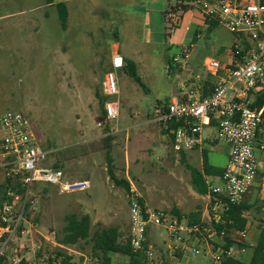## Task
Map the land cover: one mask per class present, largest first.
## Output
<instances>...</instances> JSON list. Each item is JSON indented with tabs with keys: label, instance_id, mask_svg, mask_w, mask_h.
<instances>
[{
	"label": "rangeland",
	"instance_id": "1",
	"mask_svg": "<svg viewBox=\"0 0 264 264\" xmlns=\"http://www.w3.org/2000/svg\"><path fill=\"white\" fill-rule=\"evenodd\" d=\"M97 1L117 4V8L68 9L64 30L57 7L49 6L47 0H0V114L18 112L30 120L40 145L51 152L42 166H53L62 158L59 169L67 181H91L88 191L68 193L35 183L36 210L26 213L21 224L26 233L15 235L2 252L7 236L1 237L0 232L3 264H71V258L75 264H103L92 252L91 239L107 228H117L126 239L132 188L152 208L178 211L186 217L203 212L206 201L192 184L189 162L173 150L171 135L164 134L152 119L158 102L163 105L181 87L174 59L180 64L187 61L182 56L184 47H191L195 61L190 63L201 68L207 58L225 62L226 51L233 49L237 37L222 25L209 28L196 10L192 19L190 14L182 15L171 31L163 14L187 0ZM115 41L137 60L145 88L121 71L119 117L107 123L102 115L101 82L109 67L103 59L107 46ZM209 159L219 167L226 162L224 155L210 154ZM192 165L200 167V159ZM109 167L117 180L129 183L130 191L115 184ZM259 195L255 189L245 198L250 209L244 213L248 220L244 246L236 242L234 258L246 264L264 229V199ZM5 201L0 194V218ZM82 201L89 203L87 209H71V204ZM16 202L14 213L20 206ZM71 213L90 218V236L64 246L65 218ZM231 239L239 241L236 232ZM192 246L188 241L175 243L165 229L152 227L145 248L153 257L142 252L137 259L140 264H186V249ZM130 262L115 255V264ZM194 264L212 261L208 256Z\"/></svg>",
	"mask_w": 264,
	"mask_h": 264
},
{
	"label": "built area",
	"instance_id": "2",
	"mask_svg": "<svg viewBox=\"0 0 264 264\" xmlns=\"http://www.w3.org/2000/svg\"><path fill=\"white\" fill-rule=\"evenodd\" d=\"M188 10L199 11L207 20L225 26L237 37L231 50L232 61L223 66L218 61L208 60L206 70L218 77L212 94L203 99L176 98L167 105L155 108L152 122L171 135L173 150L181 153L201 146L202 130L214 121L217 128L215 139L231 147L230 159L219 182L208 185L205 210L196 223H191L184 215L150 207L132 188L128 241L134 253L145 252L151 259L153 253L145 248L150 230L152 227L165 229L175 243H193L186 249V264H194V261L208 256L212 264H223L234 258L236 242L246 237L245 230L237 231L239 241L232 240L234 242L229 244L225 217L233 206L245 200L252 187L259 182L256 141L261 134L264 136V106L255 110L252 104L258 95L264 94V0L180 2L164 13L171 31ZM190 49L183 48L185 59L190 56ZM124 68L123 57L113 56L101 82L107 123L119 117L118 74ZM260 149L264 151V143ZM50 154L40 145L27 117L18 112L0 114V183L12 182L7 184L0 218L1 237L7 236L2 252L15 235L26 233L21 230V224L26 213L36 210L37 200L32 194L35 183L56 186L61 193L88 191L91 188L89 179L70 182L61 169L42 166ZM260 181L263 187L264 179ZM17 186L22 190L21 194L16 192ZM10 199L13 201L10 202ZM16 201L20 206L14 213Z\"/></svg>",
	"mask_w": 264,
	"mask_h": 264
},
{
	"label": "trees",
	"instance_id": "3",
	"mask_svg": "<svg viewBox=\"0 0 264 264\" xmlns=\"http://www.w3.org/2000/svg\"><path fill=\"white\" fill-rule=\"evenodd\" d=\"M55 0H47L49 4L54 3ZM59 20L61 23L62 29L67 28V21H68V10L64 3H57L56 4ZM209 25H216L217 23L211 22L209 20ZM126 74H128L131 78L135 80V82L145 88V85L142 82L141 77L137 72V66L134 62L127 61V67L124 68ZM105 98L101 94V106H102V115L105 116L104 112V104ZM264 106V94H260L256 97L255 101L252 104V108L255 110H260ZM164 134H168L166 131H163ZM110 140V137H108ZM62 158H58L57 162L53 165L54 168H60V162ZM108 161L111 162V158L108 157ZM109 176L115 182L116 185H122L127 190L130 191V185L127 181H119L115 178L114 174L112 173V169L109 167ZM223 173V169L214 167L209 164L206 159V155L204 156L203 162V172L192 170V184L196 188V190L204 195L207 193L208 186L205 182V177H213L217 178L220 177ZM11 181H6L5 183H0V194L3 200H6V193H7V184L11 185ZM16 192L18 194L22 193V190L17 186ZM3 193V195H2ZM250 207L246 204V201H243L241 204L233 206L230 212L225 217L226 224L225 229L228 233V243L232 244L231 236L237 231H246V227L248 224V220L245 217L244 213L248 211ZM174 214V213H173ZM176 215H180L178 211L175 212ZM191 223L199 222L201 216L199 213L191 214L189 217ZM66 227H65V236L62 242L64 246H74L81 241L88 240L90 236V218L88 216L78 217L76 214H70L66 218ZM92 252L94 256L101 257L103 260V264H111L112 259L108 257L109 253H115L118 255H122L130 259L129 264H140L137 257L140 253L136 254L132 251L128 241V235L126 239L121 237L120 232L117 228H107L100 231H97L94 236L92 237ZM241 246H244L243 243H239ZM5 259L0 257V264H3ZM50 262V261H49ZM51 263V262H50ZM24 264V262H21ZM63 264H68L63 263ZM223 264H246L242 261L236 260L235 258H231L226 260ZM249 264H264V229H262L257 245L254 249L253 257Z\"/></svg>",
	"mask_w": 264,
	"mask_h": 264
},
{
	"label": "crops",
	"instance_id": "4",
	"mask_svg": "<svg viewBox=\"0 0 264 264\" xmlns=\"http://www.w3.org/2000/svg\"><path fill=\"white\" fill-rule=\"evenodd\" d=\"M60 2L65 4L67 10L68 9H116L117 8V4H113V3L109 4V3L101 2V1H97V0H71L70 1L71 5L69 4L70 2L56 1V0L54 1V3H51V4H49L48 2L47 3L49 4V6L52 7V6H56V4L60 3ZM193 12H194V10H188V11H185V13H183V15L184 14H190L189 18L192 19V17H193L192 13ZM201 16L203 17V20H204L205 24L207 25L208 21H207L206 17H204L202 14H201ZM163 17H164V14H163ZM68 18H69V11H68ZM181 19H182V17H181ZM216 25H218V24H216ZM216 25H209L208 24V27L214 28V26H216ZM107 47H108V49L104 53L103 62H104V64L106 63V66H108L109 68L111 65L112 57L115 55H121L123 57V59L125 61V68L127 67V61L134 62L137 66V60L132 55L131 51L123 50L118 42L115 41V42L109 44ZM226 56H227V59L225 62H219L218 61L223 66H227L232 61L231 50L226 51ZM208 60H210V58L205 59L201 68H198L196 66V64L190 63L191 61L192 62L195 61V59L191 55L187 58V61L185 63H182V64L179 63L178 59H174V62L177 64V71L180 74L179 77L181 79V83H180L181 87L178 90H176V92L172 95V97L169 98L167 100V102H164L163 105L169 104L172 100H174L176 98L186 100L189 98L203 99V98L210 96L213 92V89H214L217 81H218V77L215 75H212L211 73H209L206 70L205 64L207 63ZM212 60H214V59H212ZM123 71L126 73L125 69ZM220 75H222V72L220 73ZM163 105H162V102H158V104L155 106V108L161 107ZM216 134H217L216 123L213 121L211 126L205 127L201 132V140H202L201 146L196 147V148L191 149V150H188V151H183L181 153H178V154H182V157L189 162L190 173L192 170H197V171L203 172V162H204V156L205 155H206V159L210 165L217 167V168H221L224 170L225 166L227 165V163L230 159L231 147L225 142L224 143L226 145L224 147H220L218 144L219 141H217L215 139ZM261 136L262 135H260V137ZM259 138H258V141H259ZM260 140H261L260 146H258V148L256 146L258 165H259L258 174L260 173L261 164H264V161L263 162L261 161L264 159L263 158L264 157V151L260 149L261 144L264 143V136ZM256 145H257V143H256ZM210 154H213L215 156L224 155L226 157L225 164L221 167L217 166L216 164H213L209 159ZM199 159H200V167H198L196 165L195 166L192 165L193 162L197 163ZM219 179H220V177H217V178L205 177V182L208 186L211 183L219 182ZM263 179H264V176L259 178V182L257 184H255L251 189V190L258 189L259 194H260L259 196L262 199H264V186L262 187L263 183H261L260 180H263ZM195 190H196V188H195ZM196 192L199 193L197 190H196ZM200 195H202V194H200ZM202 196L205 200L206 194H204ZM244 201H246V200H244ZM88 206H89V203L87 201H82L81 203H78V205H76V206L74 204H71V209H76V208L87 209ZM204 210H205V206H204L202 213L201 212H197V213H199L200 216L202 217ZM263 210H264V208H263ZM71 214H75V213H71ZM247 226H248V224H247ZM71 251L79 254L80 256H84L82 253H78V252H75L73 250H71ZM115 255H118V254H115V253H109L108 254V257H110L112 259L111 264H115ZM74 262H75L74 259L71 258V264H75ZM85 262L86 261H84V264H85Z\"/></svg>",
	"mask_w": 264,
	"mask_h": 264
}]
</instances>
